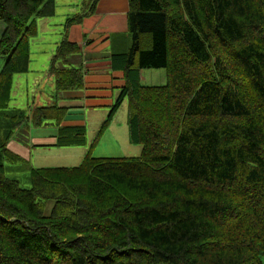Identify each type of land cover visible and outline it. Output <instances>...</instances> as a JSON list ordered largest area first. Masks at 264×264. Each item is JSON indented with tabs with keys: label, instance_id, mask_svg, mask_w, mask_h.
I'll use <instances>...</instances> for the list:
<instances>
[{
	"label": "trees",
	"instance_id": "trees-1",
	"mask_svg": "<svg viewBox=\"0 0 264 264\" xmlns=\"http://www.w3.org/2000/svg\"><path fill=\"white\" fill-rule=\"evenodd\" d=\"M91 0L82 22L96 10ZM129 48L111 55L125 84L137 157L30 167V187L8 175L25 161L8 145L24 125L56 126L55 146L87 145L66 110L10 108L14 76L30 68L36 17L55 0H0V264H264V0H128ZM80 46L66 37L49 74L55 98L84 87ZM164 68V85L141 71Z\"/></svg>",
	"mask_w": 264,
	"mask_h": 264
},
{
	"label": "crops",
	"instance_id": "crops-1",
	"mask_svg": "<svg viewBox=\"0 0 264 264\" xmlns=\"http://www.w3.org/2000/svg\"><path fill=\"white\" fill-rule=\"evenodd\" d=\"M128 11V0H99L93 14L85 17L81 24L72 25L66 37L68 36L69 40L80 46L81 58L78 65H81L84 72V87L81 90L65 91L56 99H54L55 96L45 93L46 95L43 97L46 101L43 102L42 99H39L33 105L49 106L56 103L66 110L61 126H85L87 128L89 122L91 127L89 138H91L92 131L94 133L105 119L104 115H94L92 112L111 109L121 87L125 84L124 73L112 67L111 55L124 52L130 46ZM0 24L1 35V21ZM50 61L47 64L48 71ZM51 77L53 78V76ZM141 77L143 79L142 74ZM40 81V77L35 78V84H40ZM51 82L54 88V79ZM39 94L41 93L39 92ZM55 133L56 126L50 123L41 127H33L32 125L25 127L23 125L16 132L15 138L8 147L12 152L28 161L31 159L35 147L55 146L57 141ZM116 138L119 139L117 135ZM122 138L129 139L127 126L126 133ZM76 148L79 151L76 159L80 162L85 156V149ZM40 167L44 166H37V168Z\"/></svg>",
	"mask_w": 264,
	"mask_h": 264
},
{
	"label": "rangeland",
	"instance_id": "rangeland-1",
	"mask_svg": "<svg viewBox=\"0 0 264 264\" xmlns=\"http://www.w3.org/2000/svg\"><path fill=\"white\" fill-rule=\"evenodd\" d=\"M90 1L55 0L56 12L54 16L36 17L38 30L37 34L30 40V68L28 72L14 76L10 108H19L28 112L34 102H38L39 99L45 102L46 99L43 96L46 94L55 96L51 82L53 78L49 74L47 64L71 26L82 23H73L68 26L69 20L84 13ZM1 23L3 31L6 24L3 21ZM66 38L69 39L68 36ZM80 58L81 54L73 58V64L78 65ZM4 61L5 57L0 56V69ZM141 74L143 76L141 81L146 86L164 85L167 82V71L164 68H146L142 70ZM38 77H40L41 83L35 84V78ZM38 95L42 96L38 97ZM99 111L102 112L92 113L94 115L102 114L106 119L110 109ZM127 111L128 102L125 100L110 124L101 131L104 119L99 128L94 133L92 131L91 138H89V133L91 134L90 123H87V145L82 147L85 149V155L90 153L94 157H137L141 154L142 147L140 145L132 144L129 139L122 138L126 133V126L128 130ZM116 135L119 139L116 138ZM34 149L30 160L6 163L8 175L18 179L23 188L30 187V167H72L77 166L83 160L77 161L76 155L79 151L76 147L54 146L48 148L35 147Z\"/></svg>",
	"mask_w": 264,
	"mask_h": 264
}]
</instances>
